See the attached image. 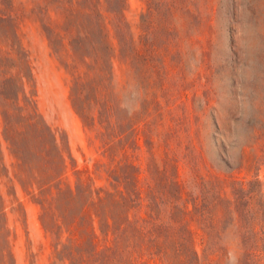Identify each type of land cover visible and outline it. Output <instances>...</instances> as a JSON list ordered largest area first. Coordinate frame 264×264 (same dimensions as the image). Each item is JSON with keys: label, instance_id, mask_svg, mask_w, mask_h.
<instances>
[{"label": "trees", "instance_id": "1", "mask_svg": "<svg viewBox=\"0 0 264 264\" xmlns=\"http://www.w3.org/2000/svg\"><path fill=\"white\" fill-rule=\"evenodd\" d=\"M32 2L101 157L80 165L66 135L39 111L27 88L30 51L13 10L0 8V106L13 158L10 167L0 155V264H15L4 178L12 202L19 183L40 204L49 264H230L231 256L233 264H264V182L240 174L248 153L237 165L216 169L189 144L182 149L175 130L159 136L170 147L177 139L160 152L153 102L129 112L122 106L123 54L131 66H156V54L169 48L161 28H175L170 16L177 0H146L141 46L126 20L127 0ZM181 159L190 177L181 173Z\"/></svg>", "mask_w": 264, "mask_h": 264}, {"label": "rangeland", "instance_id": "2", "mask_svg": "<svg viewBox=\"0 0 264 264\" xmlns=\"http://www.w3.org/2000/svg\"><path fill=\"white\" fill-rule=\"evenodd\" d=\"M0 8L13 10L22 45L30 51L32 79L27 83L39 111L66 135L74 160L92 165L101 153L70 99V76L53 54L40 21L32 13V0H1ZM157 1V0H156ZM170 16L174 29L161 28L169 48L156 54L148 71L131 66L123 54L119 71L125 112L138 110L144 101L157 107L158 126L153 135L160 152L174 147L160 135L176 131L201 152L209 165L226 169L249 162L240 174L264 182V0H177ZM146 0H127L125 16L132 24L135 44L141 46L142 14ZM159 41V39H158ZM0 106V155L11 167L13 158L3 135ZM143 143V156L148 154ZM71 165V158H68ZM181 173L191 167L180 160ZM206 171L204 163L200 164ZM3 182L15 264H49V242L40 220L41 207L17 183V200ZM20 208L13 210L12 206ZM19 207V206H18ZM230 264L234 263L233 256Z\"/></svg>", "mask_w": 264, "mask_h": 264}]
</instances>
